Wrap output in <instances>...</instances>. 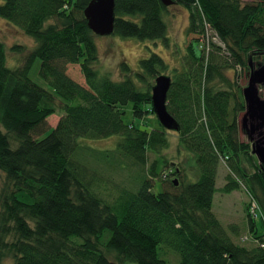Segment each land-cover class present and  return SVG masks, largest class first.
I'll return each instance as SVG.
<instances>
[{
  "label": "trees",
  "instance_id": "obj_1",
  "mask_svg": "<svg viewBox=\"0 0 264 264\" xmlns=\"http://www.w3.org/2000/svg\"><path fill=\"white\" fill-rule=\"evenodd\" d=\"M89 1L0 3V17L34 40L30 49L11 47L22 53L11 67L0 43V257L12 256L13 264H264V166L249 138L240 139L243 88L225 73L247 77L249 62L264 64V0H172L188 11L186 33L193 35L167 73L166 108L187 157L180 166L162 154L170 130L123 119L128 104L133 119L156 117L151 86L168 63L151 52L136 68L121 63L117 79L100 72L97 35L83 15ZM167 9L160 0H115L110 35L167 45ZM208 29L220 44L207 38ZM36 58L52 91L28 75ZM69 64L79 65L85 86L68 74ZM259 94L264 99V87ZM112 135L119 136L113 148L81 142ZM221 161L228 173L217 188ZM123 171L131 188L109 199L101 183ZM156 181L161 189L153 192ZM240 188L249 202L246 235L236 242L212 201L217 191ZM229 229L238 235L235 225Z\"/></svg>",
  "mask_w": 264,
  "mask_h": 264
},
{
  "label": "rangeland",
  "instance_id": "obj_2",
  "mask_svg": "<svg viewBox=\"0 0 264 264\" xmlns=\"http://www.w3.org/2000/svg\"><path fill=\"white\" fill-rule=\"evenodd\" d=\"M247 1V0H243ZM249 1V0H248ZM2 0H0V3ZM164 19L167 23V45L162 40H137L134 38H122L116 35L108 36H96V44L99 52V60L96 67L102 73H108L112 78L117 79L121 76L119 67L121 63L127 62L131 68H136L138 60L142 57L150 55L151 52L160 54L168 63V71L163 74L170 73L171 68L179 66L180 56L185 51L186 43L193 37L192 34L186 33V27L188 24V11L179 5L168 6L167 12L164 14ZM207 38L213 42L220 44L219 40L214 36L213 32L208 29ZM0 43L4 45L6 53V64L8 66H15L21 60L22 53L11 48L14 44L24 45L26 49H30L34 46V40L30 35L23 32L21 27L16 26L7 20L0 17ZM39 59L36 58L28 72L29 77L41 85L45 89L52 91L49 84L39 75ZM170 71V72H169ZM68 74L79 84L85 86V79L81 73L78 64H69L67 66ZM226 75L231 80L235 81L237 75V84L242 88L248 83V76L246 77L243 71H236L235 69H226ZM239 73V74H238ZM259 87V93L262 92L263 87ZM260 95V94H259ZM125 114L123 119L125 122L134 121V124L143 127L150 128L159 126V122L156 117L149 115L142 119H133L130 110V104L124 106ZM243 113L239 115V136L241 140H248L247 133L241 128V117ZM60 111L55 112L47 118L46 125L48 129L46 133L57 123L59 119ZM119 138L118 135H112L100 139H81V142L94 148V149H108L113 148ZM169 146L162 150V154L172 163V165L180 166V163L187 160L184 156L185 153L179 154L178 152V137L173 130L169 131ZM250 140V139H249ZM193 165V162L191 161ZM193 168V167H192ZM103 175L108 177V170H100ZM187 173H191V167H186ZM228 173V168L225 162L221 161L217 168L216 175V187H222L225 183V175ZM111 182H102V187L108 188V198L118 195L121 188L130 189L131 183L126 179V172L123 171L120 176H115L112 173ZM191 180L194 178L190 174ZM109 178V177H108ZM177 179V178H176ZM179 180H177V184ZM3 184V175L0 174V187ZM121 187V188H120ZM120 188V189H119ZM161 189V184L156 181L152 188L153 192H157ZM249 202V198L243 189L233 190L229 193L217 191L214 194L212 201V211L218 218L222 226L227 230L228 234L236 242H241L240 237L246 235V217H245V204ZM235 225L237 227L238 235L232 234L229 231V226ZM166 255L171 260H175V255L166 250ZM162 257V253L159 254ZM163 258V257H162ZM165 259V258H164ZM175 263L176 261H170ZM0 264H13V258L10 255H4L0 257Z\"/></svg>",
  "mask_w": 264,
  "mask_h": 264
},
{
  "label": "water",
  "instance_id": "obj_3",
  "mask_svg": "<svg viewBox=\"0 0 264 264\" xmlns=\"http://www.w3.org/2000/svg\"><path fill=\"white\" fill-rule=\"evenodd\" d=\"M163 5H172V0H160ZM115 0H90L83 9V15L88 28L97 36H108L114 28ZM248 83L242 89L245 111L240 119L242 128L250 127L247 133L251 141V153L264 166V99L259 95V87H264V64L253 66L249 62ZM171 84V77L159 74L154 78L151 86V104L159 124L167 129L179 131L174 117L167 111L166 98ZM257 134L256 138L254 135ZM177 184V179H174Z\"/></svg>",
  "mask_w": 264,
  "mask_h": 264
},
{
  "label": "flooded vegetation",
  "instance_id": "obj_4",
  "mask_svg": "<svg viewBox=\"0 0 264 264\" xmlns=\"http://www.w3.org/2000/svg\"><path fill=\"white\" fill-rule=\"evenodd\" d=\"M241 128H242V127H241ZM242 129H244V131H245L246 133H249L250 130H251L250 127H249L248 125H245ZM253 135H254V136H255V135L257 136V134H254V133L252 134V136H253ZM247 137H248V136H247Z\"/></svg>",
  "mask_w": 264,
  "mask_h": 264
},
{
  "label": "built area",
  "instance_id": "obj_5",
  "mask_svg": "<svg viewBox=\"0 0 264 264\" xmlns=\"http://www.w3.org/2000/svg\"><path fill=\"white\" fill-rule=\"evenodd\" d=\"M251 208H252L251 210L253 211L254 207H251Z\"/></svg>",
  "mask_w": 264,
  "mask_h": 264
}]
</instances>
